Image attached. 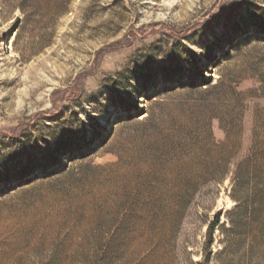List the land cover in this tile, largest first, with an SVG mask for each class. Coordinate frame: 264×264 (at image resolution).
Here are the masks:
<instances>
[{
	"label": "rangeland",
	"instance_id": "rangeland-1",
	"mask_svg": "<svg viewBox=\"0 0 264 264\" xmlns=\"http://www.w3.org/2000/svg\"><path fill=\"white\" fill-rule=\"evenodd\" d=\"M0 264H264V0H0Z\"/></svg>",
	"mask_w": 264,
	"mask_h": 264
},
{
	"label": "trees",
	"instance_id": "trees-1",
	"mask_svg": "<svg viewBox=\"0 0 264 264\" xmlns=\"http://www.w3.org/2000/svg\"><path fill=\"white\" fill-rule=\"evenodd\" d=\"M221 224L220 212L216 213L215 217L211 220L208 225L206 239L204 243V253L206 256L210 255L212 252V245L215 241V233Z\"/></svg>",
	"mask_w": 264,
	"mask_h": 264
}]
</instances>
